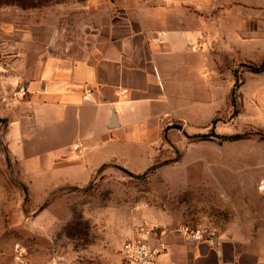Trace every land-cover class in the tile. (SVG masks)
Listing matches in <instances>:
<instances>
[{
    "label": "rangeland",
    "instance_id": "1",
    "mask_svg": "<svg viewBox=\"0 0 264 264\" xmlns=\"http://www.w3.org/2000/svg\"><path fill=\"white\" fill-rule=\"evenodd\" d=\"M211 1L208 14L195 12L209 43L187 58L197 65L187 124L168 123L149 165L118 150L121 165L88 177L95 155L54 157L56 127L35 135L31 153L0 123V264H121L132 224L148 213L169 229L246 238L264 255V0ZM117 2L0 0V71L25 79L47 57L78 54ZM232 136L241 139H223ZM140 203L148 209L135 212Z\"/></svg>",
    "mask_w": 264,
    "mask_h": 264
},
{
    "label": "crops",
    "instance_id": "2",
    "mask_svg": "<svg viewBox=\"0 0 264 264\" xmlns=\"http://www.w3.org/2000/svg\"><path fill=\"white\" fill-rule=\"evenodd\" d=\"M117 4L118 13L103 18L78 54L47 57L34 76L25 79L0 71V94L21 82L28 86L23 101L0 106L7 140L12 134L21 149L33 153L35 135L46 136L56 127L64 136L49 137L51 149L57 151L54 157L79 164L95 155L88 177L104 165H121L118 150L124 157H145L149 165L148 152L161 143L168 123L187 124L184 106L191 103L194 89L186 81L197 66L187 59L194 52L188 45L209 43L207 24L195 12L208 14L211 0H118ZM212 70L211 65V79ZM145 216L162 222L158 215ZM220 236L219 247L211 248L169 232L166 250L155 264H264V255L247 248L248 239Z\"/></svg>",
    "mask_w": 264,
    "mask_h": 264
},
{
    "label": "built area",
    "instance_id": "3",
    "mask_svg": "<svg viewBox=\"0 0 264 264\" xmlns=\"http://www.w3.org/2000/svg\"><path fill=\"white\" fill-rule=\"evenodd\" d=\"M202 47V43L188 45V48L194 52L200 51ZM27 94V84L18 83L7 92L0 94V106L13 107L23 101ZM76 149L77 146H73V150ZM147 209L146 203H140L134 207L135 212H142ZM169 232L182 235L189 242L204 243L211 248H217L221 243V236L215 228L179 226L169 229L165 224L139 216L132 224L130 238L121 247V264H155L156 259L166 250L164 239Z\"/></svg>",
    "mask_w": 264,
    "mask_h": 264
},
{
    "label": "trees",
    "instance_id": "4",
    "mask_svg": "<svg viewBox=\"0 0 264 264\" xmlns=\"http://www.w3.org/2000/svg\"><path fill=\"white\" fill-rule=\"evenodd\" d=\"M264 70V64H262L258 69H257V71L258 72H260V71H263ZM233 93V92H232ZM211 136H213V137H218V136H216V135H213V134H211ZM195 137H197V138H200V136H195ZM219 138V137H218ZM223 139L224 140H227V141H232V140H239V139H241V137L240 136H232V137H223Z\"/></svg>",
    "mask_w": 264,
    "mask_h": 264
}]
</instances>
